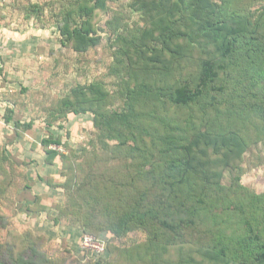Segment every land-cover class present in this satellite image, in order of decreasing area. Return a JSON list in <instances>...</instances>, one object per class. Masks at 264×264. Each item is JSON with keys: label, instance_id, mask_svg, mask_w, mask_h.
<instances>
[{"label": "rangeland", "instance_id": "obj_1", "mask_svg": "<svg viewBox=\"0 0 264 264\" xmlns=\"http://www.w3.org/2000/svg\"><path fill=\"white\" fill-rule=\"evenodd\" d=\"M0 8V29L11 32L0 39V176L24 184L19 170L52 139L78 166L73 195L61 192L51 209L70 204L76 224L64 212L59 226L39 220L38 231H19L14 209L0 202V264H13L12 229L32 243L22 264H264L254 260L264 252V0H6ZM205 61L217 76L175 105L174 91L194 89ZM108 179L118 194L131 188L136 209L117 234L109 228L123 210L108 221L101 206L78 215ZM79 221L105 243L101 262L80 250Z\"/></svg>", "mask_w": 264, "mask_h": 264}, {"label": "trees", "instance_id": "obj_2", "mask_svg": "<svg viewBox=\"0 0 264 264\" xmlns=\"http://www.w3.org/2000/svg\"><path fill=\"white\" fill-rule=\"evenodd\" d=\"M226 51H228V48ZM216 76H217V73L215 71L214 64L210 61L203 62L201 67H200V73L198 75L197 86L194 89L190 88L188 85H184V86L179 87L173 93L172 102L175 105H187V104L191 103L193 100H195V98L199 97L202 94V91L208 86L209 83H211L214 80V78ZM263 83L264 82H262V84ZM53 145L62 146L60 141L55 140V139L43 141V146H45V147L48 146L47 149H43L44 153L47 156L45 161L49 164H53L54 162L60 163V165H61L60 176L64 177L65 181L62 184L59 183L58 185L53 184L50 180L48 181V180L44 179V181L47 182L48 185L51 186L52 188L59 187V188L63 189L64 191H66V193H68V194L70 193V195H73L72 190L75 187V180H76V179H74V177L77 175V169L76 168L78 166L76 165L75 166L76 168H73L74 166H72L70 164V159L66 158V156H68L69 154L72 155L71 152L67 151L70 148H68L66 145H64V146H66L65 151L69 152V153H67V152H64V149H63V151L53 149L52 148ZM182 161H183L182 164L186 166L187 162L184 160H182ZM66 172H71V176H68ZM2 176H4V174ZM2 180H3V183H4V181H6L4 178H2ZM10 181H11L10 179L8 181H6L7 184L10 183ZM94 183H96V182H94ZM4 184H6V183H4ZM103 185L107 189V191L105 193L98 194L97 188H96L95 191H93V193L89 192L86 194L88 199L85 200L86 201L85 203H81L79 205L78 210H80V211H79L78 215L81 216L82 215L81 213H85V212H83V210H85L86 208L88 209V207L90 208V210H91V208L98 210L99 207L101 206L103 208L104 212H106V215L103 216V218H106L105 221H108L111 218V213L113 211L123 210L121 215L117 214L116 217H114L115 215L113 216L112 220L116 221V224H114L112 222L111 223L112 225H110V228H109L111 233L117 234V233H119V229H121V228L123 229L127 225V223H129V222H125V221H127V218L133 216L132 213L134 211H136V209L132 208V206H134V205L129 202L130 198H131V196H130L131 188L129 187L127 189H122V190H120V193L118 194L117 192H118L119 186H117L113 180L108 179L107 181L103 182ZM0 187H1V185H0ZM88 189L90 190V188H88ZM98 189H100V185H99ZM115 200H118L119 202L118 203L116 202V204H115ZM126 208H130V209H126ZM72 211L73 210H72V207L70 206V204L68 206L60 207V211H59L60 217H59V219L55 220V223H58V221L61 218H66L64 212H66L69 216V213ZM113 213H116V212H113ZM69 218L72 220V221L70 220L72 222V224H76L74 217L69 216ZM81 218H79V219H81ZM0 219H4V216H2L1 214H0ZM79 222H82V221H79ZM79 225H80V228H82L84 230V232H82L83 235L88 234L87 232H85V230L89 231L90 229H92L91 227H90V229H88L89 225H87L84 222L79 223ZM2 228L4 229L5 225H3ZM168 228H169V226H168ZM171 231H172V228H171ZM7 233L11 235L10 240H8L6 242L7 246L8 245L10 246L9 249L6 247L7 253H9L10 248L13 247V245H11L10 243H12V244L16 243L17 244V247H16L17 251L14 248L12 254L10 255L11 257H9V259H11L13 264H22L23 253L32 251V249H33L32 243H30V245H27V242L24 239V235L20 234L19 238H17V235H19V233L17 232L16 229H12L10 231H7ZM246 239L256 241L255 239H257V237L255 236L254 238H252V236H247V238H245L244 240H246ZM21 245L23 247L22 250H20ZM24 246H25V248H24ZM260 250H262V246H260ZM0 253L2 254L3 257H5L7 259V256L5 255V248H4V251H1ZM218 253L221 257H225L226 256V248L223 247V249H220L218 251ZM84 254H86V252H84ZM91 258L95 259V261L96 260L99 261L103 257H101V258L91 257ZM254 260L257 263L261 262V261L264 262V252L262 254L260 253V254L255 255ZM101 261H99V262H101Z\"/></svg>", "mask_w": 264, "mask_h": 264}, {"label": "crops", "instance_id": "obj_3", "mask_svg": "<svg viewBox=\"0 0 264 264\" xmlns=\"http://www.w3.org/2000/svg\"><path fill=\"white\" fill-rule=\"evenodd\" d=\"M4 1L6 2V0H0V3ZM0 10L2 11L3 9L0 8ZM5 16L0 14V27H3ZM0 30V36H2L0 39H3L5 42V40H8L11 36V32L7 31V29ZM12 40H14V38H12ZM22 150L23 148H21V150L17 149V154H20ZM42 153L43 152H41L40 149H33L32 156L29 157L30 160L34 161L28 166L23 165L22 168H24V170H19V174H22V179L24 178L23 180H25L24 184L23 181H20L17 186L14 185V182L12 181L8 184H4L0 176V185L4 199L0 200V202L2 203V201H5L8 205L10 204V206H12L11 208L14 209L11 217H14L15 228L19 231L21 228L25 230L38 231L36 229L44 227L42 226L43 224H45L46 227H49V224L53 225L52 220L55 221L60 217L59 212H54L51 209L56 204H62L59 197L62 196L64 190L57 187L53 188L55 190L54 191L51 186L44 181V179L48 181L50 180L53 184L58 185L59 183L62 184L65 181V178L60 176V163H47L45 161L47 156L45 153ZM61 192L62 194H60ZM9 200H12L11 203ZM38 201L39 204H37ZM39 220H42L43 224H41V221ZM62 220H60V222L58 221V223H55L54 225L59 226ZM66 225L70 226L67 222L64 223V226ZM66 228L70 230V227Z\"/></svg>", "mask_w": 264, "mask_h": 264}, {"label": "built area", "instance_id": "obj_4", "mask_svg": "<svg viewBox=\"0 0 264 264\" xmlns=\"http://www.w3.org/2000/svg\"><path fill=\"white\" fill-rule=\"evenodd\" d=\"M53 149L62 151L58 146H52ZM80 250L86 252L93 258H101L106 252L105 243L91 235H83L80 240Z\"/></svg>", "mask_w": 264, "mask_h": 264}]
</instances>
